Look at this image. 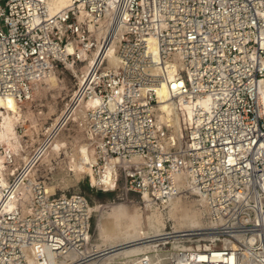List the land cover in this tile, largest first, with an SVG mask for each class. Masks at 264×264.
<instances>
[{
  "label": "built area",
  "instance_id": "obj_1",
  "mask_svg": "<svg viewBox=\"0 0 264 264\" xmlns=\"http://www.w3.org/2000/svg\"><path fill=\"white\" fill-rule=\"evenodd\" d=\"M114 39L121 65L110 67ZM93 51L77 91L79 100H96L87 110L92 167L102 172L116 160L114 186L122 181L159 203L179 193L183 170L209 207L211 226L160 236L163 249L188 246L165 249L169 264H264V0H72L56 12L47 0H0V96L31 100L35 79L78 67ZM163 82L171 96L194 103L179 148L161 144L155 123ZM1 157L12 167L19 156L0 146ZM14 169L0 184V264H28L26 249L39 264L84 250L88 200L48 194L38 179L28 212L4 210L24 179V166Z\"/></svg>",
  "mask_w": 264,
  "mask_h": 264
},
{
  "label": "bare ground",
  "instance_id": "obj_2",
  "mask_svg": "<svg viewBox=\"0 0 264 264\" xmlns=\"http://www.w3.org/2000/svg\"><path fill=\"white\" fill-rule=\"evenodd\" d=\"M71 1L72 0H47L52 12L66 8ZM106 29L107 25L105 24L99 31V37L104 36ZM118 48L119 44L117 40L114 39L105 53L110 67L121 65ZM72 51L73 47L68 45V52L71 53ZM96 54L97 52L93 51L91 55H85L82 67L88 62L91 65L95 60ZM76 68L79 72L78 67ZM161 70L162 68L159 66L152 68L153 72L160 73ZM86 73L80 78V84L83 82ZM33 85L37 93V98H39V103H37L39 107H36V109L33 108V104L29 100L20 102L10 95L0 96V146L6 147L7 151L13 152L15 155L19 156L25 163H27L31 157L30 152L23 144L25 136L33 135L35 132L37 135H40L41 130H43L44 118L57 116L54 119V123H56L62 118L66 111L60 112L56 105L57 96L60 94L59 90L62 86L60 85L59 77L54 69H49L38 79H35ZM174 87H176L175 84ZM49 94H51L52 97L51 95L49 96ZM158 100L155 109V123L159 130L161 144L167 149L172 147L179 148L182 137L184 136L185 127L192 119L194 103L186 101L183 97L174 98L171 96L166 82H163L158 89ZM200 103L204 102L200 101ZM95 104L96 100L94 99L81 100L71 115L70 121L73 120L79 125L83 115H86L85 120L87 128L89 129L86 112L87 109L95 106ZM46 105L48 110L44 111L42 107L44 106L46 108ZM27 120L30 122V125L27 126V128H29L26 134L21 135L17 131V126L19 124H25ZM46 133H49V131ZM63 136L64 133H61L55 138L50 148L47 149L42 156L41 163H48L51 159V153L59 152L62 148L66 150L70 147L66 144V141L63 140ZM87 140L86 138L81 140L82 142L77 146L72 144L71 150H66L69 154V161L73 166L75 175L76 177H81L86 171H89L93 175L92 180L94 183L98 182L104 188L111 189L115 185L114 178L117 161L112 160L108 162L100 176L98 178L94 176L92 166L96 162L95 148L92 137ZM4 159V157L0 158V184L7 186L8 175L15 170V166L11 167L6 165ZM56 166L54 165V167ZM37 173L38 169L37 166H35L23 180L22 186L15 190L10 200L4 206V210H12L16 207H21L24 212L29 211V207L26 205L25 201L32 196L31 184L37 182ZM69 183L70 180L64 176L62 185L65 187ZM58 184V182H55L45 185V191L52 195L56 192ZM178 187L179 193L164 203L156 202L149 194H142L141 196V199L146 204L145 207H142L138 201L137 204H132V206L123 204L113 205L112 207L110 203L112 208L101 214L99 225L97 224V240L95 242L90 241L91 237L87 233V240H89V243L92 242L93 244H88L82 251H75L71 248L62 258L57 259L55 264H72L82 257L91 255L92 259L90 258V262L93 261L92 264H167L162 259L163 256L157 253L154 248L157 247L159 241L167 240V238L160 239L162 238L160 236L167 234L166 224L168 220L174 222L173 233H178L179 235L187 234L188 232L192 233L193 231L213 224L207 219L210 211L206 200L192 187L189 175L183 170L179 172ZM28 191L29 194L27 193ZM195 194L198 198L192 197ZM63 197L65 198L66 196L64 195ZM77 206L82 207V202L79 201ZM108 206L106 207L108 208ZM90 209L91 207H88L87 211ZM94 209H96V205ZM219 223H221V221L216 222V224ZM204 237L208 238V240L211 239V235ZM179 238L181 239L183 237ZM239 238L242 239V237ZM224 241L227 247L233 248L237 246L236 242L231 239L225 238ZM249 242L253 243V239H250ZM184 243V240L176 241L174 242V246L178 249L186 248L187 246ZM25 254L28 264H39L33 248L26 249ZM83 264L88 263L85 262Z\"/></svg>",
  "mask_w": 264,
  "mask_h": 264
},
{
  "label": "rangeland",
  "instance_id": "obj_3",
  "mask_svg": "<svg viewBox=\"0 0 264 264\" xmlns=\"http://www.w3.org/2000/svg\"><path fill=\"white\" fill-rule=\"evenodd\" d=\"M2 5H4V2H2ZM88 67H90L89 62L87 64H84L83 67H82V64H79L78 65L79 72L77 71L76 66H73V67L59 66L57 68H52L56 71V73L59 77V80H60V85L62 86V88H61L62 91L60 89L59 90L60 94L57 96L56 105H57L58 110L60 112H62V111L64 112L65 110L66 111H65L64 115L62 116V118L59 119L56 123H54V119L57 116L44 118L43 130H41L40 135H37V133L35 132L33 135L25 136V138L23 140V144H24L25 148L30 152L31 157L27 163H25L19 157L17 160V163L15 164V168L24 166V168H25L24 179H25L26 176L28 175V173L31 171V169L33 167L37 166V169H38L37 180L38 179L44 180L45 185L55 183V182L59 183L57 185V188H56V192H55L56 194L53 193L52 195H57V196L58 195L59 196H61V195L66 196L67 195L68 197H70L72 195L84 196L88 200L89 205L91 207V218H90L91 239H90V241L95 242L98 238L99 219H101L100 218L101 214H103L104 211L106 212V211L110 210L113 207V205L116 206V205H123V204L125 205L126 204L129 206L130 205L132 206V204L134 205V204H137L139 202V204H141L142 207H145L146 204L141 199V196H142L141 194L136 193L134 191L127 190L124 187L122 181H118L116 186L112 187L111 189H108V188H104L103 186L99 185L98 182L94 183V181L92 180L93 175L89 171H86L84 173V175H82L81 177H76L75 172L73 170V166L71 165V163L69 161V154L67 153V151L71 150L72 144H75L77 146L82 142L81 140H83L85 138L87 140L88 138L92 137L90 134V131H87L89 129L87 128V123L85 120L86 115H83L82 120H81L79 125L76 124L73 120L70 121L71 115L73 114V112L77 108V105L81 101V99L79 100V96H78L77 91L80 87V78L82 77V75H84L86 73V70L88 69ZM34 92H35V89H34ZM50 95L51 94H49V96ZM51 97H52V95H51ZM49 99H52V98H49ZM29 101L32 102L34 109H36V107H39V106H37L38 105L37 103H39V98H37L36 92L34 93L32 99ZM43 107H42V109H44V111L48 110L47 105H46V108L45 107L43 108ZM52 123H53V125H52ZM28 125H30V122L28 120L26 121L25 124H19L17 126V131L19 132V134H21V135L26 134V131L29 128V127L27 128ZM25 128H26V130H25ZM48 131H49V133H46ZM61 133H64V136L62 138L64 141H66V144H68V146H70V147L66 149L67 151L65 150V148H62V150L60 149L59 152H56L57 154L51 153V155H50L51 159L49 158L50 160L48 162L49 165L51 164L50 166L48 165V163H45V164L41 163L42 156L47 151V149L50 148V146L52 145L55 138H57ZM87 141H90V140H87ZM34 153L35 154L37 153L35 157H34V155H35ZM66 156H68V157H66ZM62 161H64V162H62ZM61 162H62V164H61ZM46 164H47V166H46ZM54 165L55 166L57 165V166L54 167ZM92 168H93L94 176H96L98 178L101 174V170L100 169L97 170L94 167H92ZM64 176L70 180V183L68 185H66L65 187L62 185V181H63ZM60 177H61V179H60ZM23 180L19 183V186L17 188H20L22 186ZM60 180H62V181H60ZM27 193L29 194V191ZM31 197L25 201L27 206L30 203ZM192 197L198 198V196L196 194L193 195ZM110 203L112 204V207H111ZM95 205H96V209L98 208L97 210L94 209ZM106 206H108L109 209ZM173 226H174V222L172 220H168V222L166 224V230L167 231H171V230L173 231L174 230ZM92 242H90L89 244H93ZM224 243H225V241H224ZM174 245H175L174 243H173V246L171 244L167 245L165 249L171 250V246L173 249H177L176 246H174ZM165 249L160 247L159 244L157 245L156 248H154V250L157 251V253H159L161 256H163L162 259L167 264H169L170 263V255H169V253H167V251ZM91 259H92V257H91ZM90 260L86 261V262L88 264H90V263L92 264L93 261L90 262Z\"/></svg>",
  "mask_w": 264,
  "mask_h": 264
}]
</instances>
